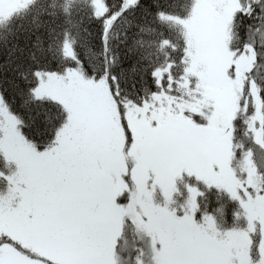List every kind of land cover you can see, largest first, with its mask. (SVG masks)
<instances>
[{"label": "snow or ice", "instance_id": "obj_1", "mask_svg": "<svg viewBox=\"0 0 264 264\" xmlns=\"http://www.w3.org/2000/svg\"><path fill=\"white\" fill-rule=\"evenodd\" d=\"M0 264H264V0H0Z\"/></svg>", "mask_w": 264, "mask_h": 264}]
</instances>
